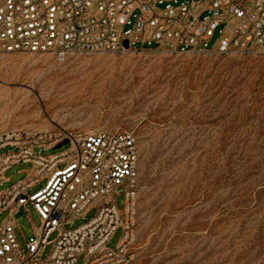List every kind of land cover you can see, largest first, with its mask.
I'll list each match as a JSON object with an SVG mask.
<instances>
[{
  "label": "rangeland",
  "instance_id": "rangeland-1",
  "mask_svg": "<svg viewBox=\"0 0 264 264\" xmlns=\"http://www.w3.org/2000/svg\"><path fill=\"white\" fill-rule=\"evenodd\" d=\"M55 129L135 135L133 238L117 264H264V54L129 47L60 60L51 52H0V130ZM30 167L12 166L0 189ZM96 213L91 207L72 227ZM16 220L26 251L41 218L29 204ZM122 234L119 227L107 246ZM51 251L46 245L43 258Z\"/></svg>",
  "mask_w": 264,
  "mask_h": 264
},
{
  "label": "built area",
  "instance_id": "built-area-1",
  "mask_svg": "<svg viewBox=\"0 0 264 264\" xmlns=\"http://www.w3.org/2000/svg\"><path fill=\"white\" fill-rule=\"evenodd\" d=\"M125 40L131 48L172 53L264 54V0H0V52H51L64 60L117 52ZM60 143L57 152L43 153ZM5 147L12 149L0 153V183L12 166L31 167L16 184L0 189V216L8 214L0 223V264H78L80 256L83 264L124 262L138 198L133 132L0 130V148ZM119 187L123 208L116 201ZM29 204L41 226L24 251L16 215ZM93 206L96 215L72 227ZM119 227L123 234L110 248ZM54 231L58 235L51 240ZM48 244L52 251L44 259Z\"/></svg>",
  "mask_w": 264,
  "mask_h": 264
},
{
  "label": "water",
  "instance_id": "water-1",
  "mask_svg": "<svg viewBox=\"0 0 264 264\" xmlns=\"http://www.w3.org/2000/svg\"><path fill=\"white\" fill-rule=\"evenodd\" d=\"M123 44H124V47L125 48H129L130 47V44H129V41L128 40H125ZM64 142H66V140ZM61 146H62V143H60L59 145H57V148H59Z\"/></svg>",
  "mask_w": 264,
  "mask_h": 264
}]
</instances>
